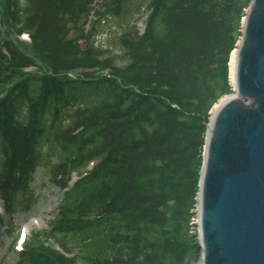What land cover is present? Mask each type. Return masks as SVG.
<instances>
[{
  "label": "trees",
  "instance_id": "16d2710c",
  "mask_svg": "<svg viewBox=\"0 0 264 264\" xmlns=\"http://www.w3.org/2000/svg\"><path fill=\"white\" fill-rule=\"evenodd\" d=\"M128 1L86 30L96 0H0V234L35 210L37 171L63 193L12 264H199L206 125L251 0H147L141 34ZM113 16L118 52L95 46Z\"/></svg>",
  "mask_w": 264,
  "mask_h": 264
},
{
  "label": "water",
  "instance_id": "95a60500",
  "mask_svg": "<svg viewBox=\"0 0 264 264\" xmlns=\"http://www.w3.org/2000/svg\"><path fill=\"white\" fill-rule=\"evenodd\" d=\"M233 94L213 106L200 172L199 264H264V0H251Z\"/></svg>",
  "mask_w": 264,
  "mask_h": 264
},
{
  "label": "rangeland",
  "instance_id": "374dc122",
  "mask_svg": "<svg viewBox=\"0 0 264 264\" xmlns=\"http://www.w3.org/2000/svg\"><path fill=\"white\" fill-rule=\"evenodd\" d=\"M101 1L102 0H96L95 7L89 15L88 23L87 26L85 27L86 30L89 29L91 22L98 18V16L94 14V11L99 9L98 4ZM146 2L147 0L128 1V4L130 5L132 11L135 10V7L140 6V4H142L140 11L137 14H134L135 15L133 17L134 20L133 21L130 20L128 23L129 26H133L134 24L139 33L143 32L145 25H144V18L142 17L139 19L138 17L140 13L144 14L145 6L147 4ZM124 21L125 19H123V17L121 16H113L111 17V19L107 20L106 22H101L102 29H100L101 33L96 37L95 46L100 47L102 49H108L113 52H118L117 48L114 47L116 45V41L118 40L122 31L128 28V25H126ZM230 74L231 73L229 72V76ZM222 99H224V97ZM91 166L92 164L87 166V168L82 169V171L80 170L81 171L80 173H84L86 169L90 168ZM77 175H78L77 172H75L74 175L72 176V181L76 179ZM31 183H32L31 186L33 189V194H35L38 198L36 208L35 210L32 211L31 214L27 215L26 217L16 216L17 219L15 220L19 222L14 224L13 228L11 229V232L0 234V264H5V263L12 264L13 262L12 260L15 258V255H14V251L10 250L11 248L10 246L11 243L15 241L14 238L18 235L20 229L21 232L23 233L24 238L27 239L28 237H30L33 231H41L47 228L46 227L47 222L53 218V213L56 210V207L58 206V203L63 195L62 191L56 186L49 183L47 177L44 176L40 171H37ZM195 229L197 233L198 231L196 225H195ZM9 233L10 235L8 236Z\"/></svg>",
  "mask_w": 264,
  "mask_h": 264
},
{
  "label": "bare ground",
  "instance_id": "6f19581e",
  "mask_svg": "<svg viewBox=\"0 0 264 264\" xmlns=\"http://www.w3.org/2000/svg\"><path fill=\"white\" fill-rule=\"evenodd\" d=\"M235 51H233V53H232V56H231V60H230V65H231V67H230V76H232L233 75V72H234V60H235ZM232 78H233V76H232ZM216 107V106H215Z\"/></svg>",
  "mask_w": 264,
  "mask_h": 264
}]
</instances>
